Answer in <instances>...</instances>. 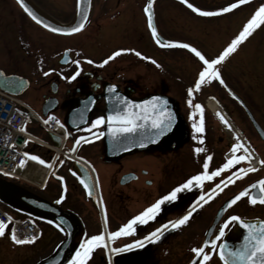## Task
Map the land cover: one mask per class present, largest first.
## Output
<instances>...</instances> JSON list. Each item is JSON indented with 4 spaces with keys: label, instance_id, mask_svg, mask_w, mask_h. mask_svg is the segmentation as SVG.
Masks as SVG:
<instances>
[{
    "label": "flooded vegetation",
    "instance_id": "af4514ba",
    "mask_svg": "<svg viewBox=\"0 0 264 264\" xmlns=\"http://www.w3.org/2000/svg\"><path fill=\"white\" fill-rule=\"evenodd\" d=\"M28 1L49 18L63 23L73 19L76 0ZM208 1L211 0H188L201 10H204L201 5ZM224 1H228L226 6L235 2ZM251 1L247 0L246 3ZM257 3L259 5L242 12L253 15L264 4V0H257ZM146 4L147 0H92L89 18L80 31L56 34L33 22L14 0H0V70L5 75H15L13 82L19 83L17 88L21 89L17 97L31 116L28 122L35 131L46 137V129L38 120L47 117H54L64 128L65 139L63 143L60 141L62 153L56 157L48 151L44 153L42 160L49 166L48 173L38 191L33 187L27 189L51 211L66 217L72 224L71 239L58 264H67L82 240L100 233H104L105 239L93 250L86 264H189L193 258L191 249L200 246L206 239L214 238L219 225L228 216L264 219V204H251L247 196L227 206L216 218L226 200L264 176L261 168L246 172L251 173V177L245 181L240 182L235 178L233 183L228 184L225 179L227 176L239 168H248L245 161H240L211 180L200 184L194 182L190 188L177 193L176 200L162 203L160 211L152 220L144 224L137 222L133 226L134 231L128 235L108 239L109 232L117 231L133 216L167 195L172 188L204 171L206 157H211L208 161L209 173L231 157L228 152L232 140L222 135L224 129L207 102H213L223 111L242 135L251 131L260 139L245 107L264 131V123L254 110L256 106L264 114L257 105V94L254 95L255 91H263V81L254 82L248 78L247 72L251 71L247 60L249 49L232 54L235 55L232 58L228 55L216 66L224 84L216 79L205 80L191 96L187 91L190 87L194 88L203 62L190 49L179 44H191L206 58H215L240 31L222 30L224 21H206L202 14L190 9L183 0H153L152 22L158 33V37L154 38L144 11ZM31 29L43 37L38 50H35L36 47L31 49ZM8 37L12 41L15 38L22 39V45L15 46L20 54L8 50L10 47L5 44ZM156 39L161 43L158 44ZM168 41L177 43L165 46ZM46 45L58 51H48ZM119 49L134 51L121 52L106 64L101 63ZM136 51L141 56H137ZM62 59L67 61L63 63ZM232 64L241 65L244 74L236 75L234 70L231 71L229 68ZM105 88L132 99L151 94L168 98L174 106L176 124L173 128L168 127L157 143L117 158H108L104 135H100L101 132L105 134V124L90 129L92 120L106 115L102 95ZM85 99L89 110L84 115V123L78 125L83 118V111H71L78 109ZM196 104L201 105L200 111L196 110ZM201 119L204 131L197 133L192 125ZM240 119H244L241 122L247 124L246 128L241 127ZM69 121L74 127L69 125ZM194 136L197 139H193ZM200 136H203L202 141ZM79 137H85L87 142L75 144ZM247 140L254 148L252 141ZM74 145V157L71 159L68 154L73 152L71 149ZM196 148L202 151L196 152ZM76 161L87 169L89 178L78 175V167L74 164ZM223 172H227L224 178ZM238 176L240 174L237 172ZM221 180H225L222 190H217L211 200L201 201V207L186 224L176 229L169 227L159 240L148 241L142 247L112 251L134 240L143 241L145 236L162 224L179 219L189 211L198 197L209 193ZM61 195L63 200H60ZM25 209L39 222L40 239L17 246L34 259L27 264H39L59 251L66 240V231L46 212ZM238 235L237 224L230 222L225 236L236 239ZM208 250L212 251L210 246ZM207 264L223 263L213 253Z\"/></svg>",
    "mask_w": 264,
    "mask_h": 264
},
{
    "label": "snow or ice",
    "instance_id": "6c2138e0",
    "mask_svg": "<svg viewBox=\"0 0 264 264\" xmlns=\"http://www.w3.org/2000/svg\"><path fill=\"white\" fill-rule=\"evenodd\" d=\"M84 0H77V7L79 8ZM187 6L193 11L200 13L204 16H213L219 13H226L231 9L236 8L238 5L244 4L247 0H235L233 3H229L226 7L220 8L217 12L212 11H202L198 7H194L193 4L189 3L188 0H183ZM18 3L21 5L23 10L37 23H41L44 28L49 29L52 32L56 33H64L71 34L80 31L88 18V14L86 12H82V19L78 21V23L74 26L68 27H55L50 24L42 21L39 17L27 6L25 0H18ZM152 7L153 0H148L147 4L144 7L145 13L148 15V27L152 31V35L154 38L158 37V33L156 27L152 22ZM264 22V4H261L253 13L250 19L243 25V28L240 32L231 40L230 43L227 44L226 47L217 55L215 58H206V56L199 51L196 47L192 46L188 43L179 44L180 47L185 49H190L192 53L195 54L196 57L199 58L200 61L203 62V67L198 73V78L195 81L194 88H188V95L191 96L194 90H198L200 86L205 82V80L216 79L219 80L221 84H224V80L221 78L220 72L217 69V65L225 60L226 57L232 52H234L242 41L245 40L246 37L250 35V33L259 26L260 23ZM156 42L159 44L161 41L156 39ZM177 42L168 41L167 45H174ZM134 51L133 49H119L117 51H113L111 55H109L102 64H106L108 61L112 60L114 57L119 56L121 52ZM135 54L137 56H141V53L136 51ZM144 59H149V57H144ZM73 63H79V61H73ZM89 63H92L89 60ZM155 63V61H153ZM0 75H3L0 72ZM47 75V73H45ZM74 77H68V79H72ZM115 87V86H112ZM118 96V94H117ZM191 104V100H189ZM167 101L159 98L153 97L150 101H142L137 104L134 101L127 100L126 98H122V104L118 106V110L110 111L107 117L101 115L97 116L91 122V128H98L100 125L105 123L108 124V132L114 138H119V134L122 133H132L135 132L138 128H143L145 125L142 122H150V126L153 129H156L155 135L158 137L163 135L164 131H166L170 125L172 120L171 111L165 107ZM195 108L197 111L201 110V105L196 104ZM49 119H54V117H49ZM220 119L231 127L229 122L223 117L220 116ZM59 123V121H57ZM193 129L197 133H201L204 131L203 119H201L198 123H193ZM100 135H104L103 132ZM93 138H95V134H93ZM193 139H197V137H193ZM199 139L202 141L203 136H200ZM27 143V141H25ZM81 142H87L85 137H79L75 141V144H79ZM72 151L75 150V145ZM196 152L202 151L201 148H196ZM238 151H243V155H236ZM231 155L230 158L226 160V162L219 168H216L214 171H207L208 169V161L211 157H206L204 160V171L198 173L197 175L191 176L184 183L180 184L177 187L171 189L167 195H164L157 199L154 203H152L149 207L145 208L139 214L133 216L129 219L125 224H123L117 231L109 232L107 234L108 239H112L117 236H125L130 232L134 231V225L138 222L140 224L146 223L148 220H152L155 215L160 211L162 203L165 201H174L177 199V193L182 190L190 188L193 183L200 184L205 180H211L213 177L218 176L225 169H230L233 165H236L240 161L249 160L251 157V153L246 148V146L239 142L233 143L231 146ZM25 156H28V153H24ZM31 159L38 160L41 164H44L45 161L40 159V157L32 155ZM24 161L21 160V164ZM262 165H264V160L260 161ZM255 171L254 168L248 167L247 169L239 168L237 171H234L232 175L227 176L225 179L228 184L234 182L235 178H237V172L240 175L246 174V172ZM63 178L61 177V180ZM225 185V180H221L219 184H216L213 189H210L209 193L202 194L197 198V201L193 202V205L190 207L189 211L181 216L179 219L174 221H168L167 224H162L159 228H156L153 232L149 233L147 236L141 240H134L131 244H126L123 248H113V252H121L126 251L130 248H139L142 247L144 243L148 241L159 240L163 231H166L169 227L172 229L179 228L181 225H184L188 222L189 218L193 215L194 212L197 211L198 208L201 207V201L211 200L213 196L216 195L217 190H222V186ZM259 186V194L252 195L249 193L250 188H255ZM248 197L249 203L256 204L257 202L264 204V178L258 180L255 185H249L248 188L240 191L238 194L233 196L231 199L227 201V206H231L235 204L237 201L241 199V197ZM64 197L61 195L60 200H63ZM59 203V201H57ZM231 223H239L243 229L246 230V233L243 235L242 241L239 242L235 246H230L227 242L224 241V237L226 235V228ZM60 227V225H57ZM5 223L4 221H0V236L5 235ZM105 239L104 233H100L97 235H92L90 237H86L84 240L80 242L79 247L76 248L75 252L72 254L71 258L67 261V264H86V261L91 256L93 250L101 244ZM11 240L15 244H30L36 240V236L33 235L31 239L27 238H19L15 231L11 234ZM211 247L212 251H209L208 248ZM193 253L192 261L189 264H207L210 261L213 253L219 256V259L223 262V264H264V220L258 221H245L242 217L238 215H230L223 221L222 224L219 225V230L215 234L214 238L206 239L200 246H195L191 249Z\"/></svg>",
    "mask_w": 264,
    "mask_h": 264
},
{
    "label": "water",
    "instance_id": "95a60500",
    "mask_svg": "<svg viewBox=\"0 0 264 264\" xmlns=\"http://www.w3.org/2000/svg\"><path fill=\"white\" fill-rule=\"evenodd\" d=\"M14 1L23 10L21 5L18 3V0H14ZM147 2H148V0H147ZM25 3L39 17L40 20L50 24L51 26L68 27V26L76 25L78 23V21L83 18L81 15L82 12H86L88 14V18H89L92 0H84V2L81 4V6L79 8L77 7V0H76L75 13H74L73 19L69 23H60V22H58L52 18H49L48 16H46L43 13H41L40 11H38L28 0H25ZM202 11H204V10H202ZM23 12L26 15H28L24 10H23ZM212 12H217V11H212ZM147 18H148V15H147ZM152 18H153V15H152ZM30 19L32 21H34L31 17H30ZM34 22L36 24H38L39 26L43 27V25L41 23H37L36 21H34ZM47 30L51 31L50 28ZM54 33H56V32H54ZM57 34H64V33H57ZM66 61H67V59H62L63 63H65ZM0 72L3 73V75H0V89L5 91V92H8V93L18 95L21 92V89L17 88L19 86V83L13 82V80L15 79V75H5L2 70H0ZM117 94H118V96H117ZM102 95H103L105 107H106L105 117H107V115L110 111L118 110V106L122 104V98H126L127 100L134 101L137 104H139L142 101H146V100L150 101L153 97H159V98H162V99L167 101V104L165 105V107H167L172 113V120L170 122L169 127L173 128V126L176 124L177 118H176V113L174 111V106H173L172 102L166 97H163V96H160L157 94H151V95H148V96L141 98V99H132V98L123 96L119 92H109L108 88L104 89ZM233 96H235L240 102H242L235 94H233ZM76 110L83 111L82 112L83 118L80 119V122L78 123V125L83 124L84 123V115L87 114L86 112L89 110V106H87V104H86V99L81 101V104L78 106V109H73L71 112H75ZM245 110H246V112H247L258 136L264 141V131L260 128V126L255 121V119L253 118V116L251 115L249 110H247L246 107H245ZM70 119H71V117H69V120ZM142 123H144V125H145L143 128H138L135 132H132V133L119 134V138H114L112 135L109 134L108 124L105 123L104 144H105L106 156L108 158H111V159L117 158V157L129 154V153H131L137 149H143V148L147 147L148 145L157 143L161 139L162 135H160L158 137L155 135L156 129L151 128L150 122H142ZM69 125L71 127H74L72 122H70ZM49 137L53 141V143L56 147H58L60 145L59 138L55 137L52 134H50ZM74 164L78 167L77 173H78V175H80V177L86 176L89 178V175H88L89 172L80 162L76 161ZM262 178H264V177H262ZM262 178L257 179L256 181H254L253 183H251L249 185H255L256 182ZM249 185L244 187L242 190H244L245 188H248ZM250 189H251L250 194H252V195H258L259 194V186L255 187V188H250ZM242 190H240V191H242ZM0 196L4 199H7V200L13 202L14 204H17L23 208L31 209L37 213L46 212L47 215H49L52 219H54L58 224H60L64 228V230L66 231V240H65L63 246L59 249V251L57 253H55L47 261L39 263V264H58L62 260L63 251L65 250V248L67 247V245L71 239L72 224L70 223V221L66 217L59 215V214H56L53 211H51L49 209V207L46 204H44L39 198H37L34 194L30 193L27 190L22 189L21 187L14 185L12 183L6 182L2 179H0ZM228 200H226L224 202L223 207H222V209L219 210L216 218H218L219 215H221V213L225 210V208L227 207V201ZM243 219L245 221H248V222L264 220V219H260V218H247V219L243 218ZM236 224H237L238 229H239L238 237L236 239H233V238H230L227 236H225L223 238L224 241L227 242L230 246H235L239 242H241L243 235L246 233V230L243 229L242 226L238 222Z\"/></svg>",
    "mask_w": 264,
    "mask_h": 264
},
{
    "label": "rangeland",
    "instance_id": "374dc122",
    "mask_svg": "<svg viewBox=\"0 0 264 264\" xmlns=\"http://www.w3.org/2000/svg\"><path fill=\"white\" fill-rule=\"evenodd\" d=\"M228 3V1H222V0H211L208 2H204L201 6L204 10H217L219 8H222L224 6H226V4ZM257 6L259 5V3H257V0H252L251 2L248 3H244L242 5L237 6L234 9H231L230 11L226 12V13H219L217 15H213V16H202V18H204L206 21H224L225 23L222 24V30H231V31H237L239 32L242 28L243 25L247 22L248 19L251 18V13L246 14L245 12H242V10H247L250 9L253 6ZM228 22H231L230 25H228ZM234 28V29H233ZM9 36V35H7ZM6 36V37H7ZM53 37V36H51ZM43 37H41V35L39 34V32H35V30L31 29L30 31V44H31V49L35 48V50L39 49V44L42 41ZM12 38H6L8 46L10 48H8V50H10L11 52H18L16 50V45L20 44L22 45V39L21 38H15L14 41H12ZM29 42V41H28ZM48 46V45H46ZM52 46H48L47 50L56 53L58 50L57 48H51ZM239 48L236 49L234 52L229 54V58H232L235 55H232L238 51H243V49H249V53H248V57L247 60L249 62V69L251 71L247 72L248 73V78H251L254 82H261V87L264 88V22L260 23L258 27H256L255 29H253V31L250 33V35L248 36V39H246L242 45L238 46ZM7 48V47H6ZM49 53V52H48ZM20 54V53H19ZM232 55V56H231ZM236 59V58H235ZM231 71L234 70V72L236 73V75L238 74H244L243 73V68H241V65L237 66V65H230L229 68ZM257 94V96H256ZM260 94V95H259ZM254 95L256 96V98L259 99V101L257 100V105L259 106L260 109H263L264 111V97L262 95H264V89L263 91L260 93L256 92L254 93ZM262 96V97H259ZM254 110L256 111L257 116L263 121L264 123V114L260 113L259 110H257L256 106H254ZM241 115H238V117ZM237 117V116H236ZM244 119H240V125L241 127H247L245 124H243L241 121ZM259 122L260 120L257 119ZM218 122V121H217ZM26 129L27 131H29L31 134L35 135L38 139L41 140H45L46 137L39 133L38 131H35L36 129L32 126V124H30L27 121L26 124ZM224 136H227L228 139H230V135L229 132L224 131L223 134ZM245 139H250L252 141V143L254 144V148L256 153L260 156L261 161L264 160V142L261 141L255 134H253L251 131L249 133H246V135H244ZM224 149V148H223ZM226 151V150H225ZM46 152L45 148L41 147V146H37V145H33L32 143H29V145L26 147L25 149V153H28V157L31 158L32 155L38 156L40 157V159H42L44 153ZM50 152V151H49ZM23 173L26 175H28L30 178H36L39 179V176H35V169H33L31 166H27V163L22 167ZM262 171H264V168H262ZM227 172H223V178L227 176L226 174ZM251 173H246L244 175H240L237 177V180H239L240 182L245 181L246 179H248ZM26 175V176H27ZM0 179L3 180H7V181H12L15 185L20 186L22 188H31V187H27L28 185H23L21 183H23L24 180H18L15 181L12 178H10L8 175L5 174H1L0 173ZM21 182V183H20ZM34 189H36L38 191V188L33 187ZM2 206V208L10 213L13 214L14 216H21L19 214H17L16 212L8 209L5 205L0 204ZM15 206H18L17 204H14ZM36 222V226L38 228V236L36 237V240L40 239V224L37 220H35ZM5 235L0 236V264H27L29 262H32L34 259L33 258H29V253H27L26 251L22 250L20 247H18V244H15L12 240H11V234L12 231L10 229H6L5 230Z\"/></svg>",
    "mask_w": 264,
    "mask_h": 264
},
{
    "label": "built area",
    "instance_id": "2783aa9c",
    "mask_svg": "<svg viewBox=\"0 0 264 264\" xmlns=\"http://www.w3.org/2000/svg\"><path fill=\"white\" fill-rule=\"evenodd\" d=\"M26 119L27 114L20 100L16 96L0 90V171L19 177H21L18 173L21 160L25 159L23 155L27 144L25 141L34 140L23 130ZM41 123L48 132L63 136V130L53 119H47ZM42 144L58 151L49 144ZM250 162L255 164L253 156L250 157ZM0 221H4L5 226H11L18 237L22 239H31L37 232L35 225L30 220H13L1 209Z\"/></svg>",
    "mask_w": 264,
    "mask_h": 264
},
{
    "label": "trees",
    "instance_id": "16d2710c",
    "mask_svg": "<svg viewBox=\"0 0 264 264\" xmlns=\"http://www.w3.org/2000/svg\"><path fill=\"white\" fill-rule=\"evenodd\" d=\"M1 199H3V198H1ZM2 201H4L3 203H6V204H8V207H7V205H5L8 209H10V210H12V211H14V212H16L17 214H19V215H21V217L22 218H30V217H32V215H30V214H28L27 212H25V210L23 209V208H19V207H21V206H19L18 205V207H15L13 204V202H11V201H9V200H2Z\"/></svg>",
    "mask_w": 264,
    "mask_h": 264
},
{
    "label": "bare ground",
    "instance_id": "6f19581e",
    "mask_svg": "<svg viewBox=\"0 0 264 264\" xmlns=\"http://www.w3.org/2000/svg\"><path fill=\"white\" fill-rule=\"evenodd\" d=\"M208 106L216 115H220L221 114L220 110L216 107V105L213 102L209 101L208 102ZM231 132H232V130H231ZM27 166L30 167V163L29 162H27ZM32 166H34V168L37 169L36 172H35L36 174L43 175L44 169L38 167L37 165H32ZM27 177H29V176L27 175Z\"/></svg>",
    "mask_w": 264,
    "mask_h": 264
}]
</instances>
